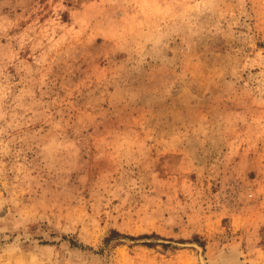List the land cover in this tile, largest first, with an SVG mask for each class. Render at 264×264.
<instances>
[{"label":"rangeland","instance_id":"374dc122","mask_svg":"<svg viewBox=\"0 0 264 264\" xmlns=\"http://www.w3.org/2000/svg\"><path fill=\"white\" fill-rule=\"evenodd\" d=\"M0 264H264V0H0Z\"/></svg>","mask_w":264,"mask_h":264},{"label":"water","instance_id":"95a60500","mask_svg":"<svg viewBox=\"0 0 264 264\" xmlns=\"http://www.w3.org/2000/svg\"><path fill=\"white\" fill-rule=\"evenodd\" d=\"M197 246V245H196ZM198 247V246H197Z\"/></svg>","mask_w":264,"mask_h":264},{"label":"trees","instance_id":"16d2710c","mask_svg":"<svg viewBox=\"0 0 264 264\" xmlns=\"http://www.w3.org/2000/svg\"><path fill=\"white\" fill-rule=\"evenodd\" d=\"M115 232V231H114Z\"/></svg>","mask_w":264,"mask_h":264}]
</instances>
